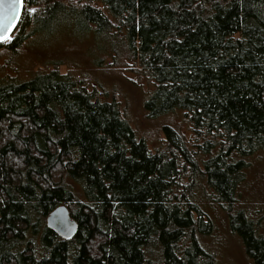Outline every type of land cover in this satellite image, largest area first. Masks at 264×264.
<instances>
[{"label": "trees", "instance_id": "trees-1", "mask_svg": "<svg viewBox=\"0 0 264 264\" xmlns=\"http://www.w3.org/2000/svg\"><path fill=\"white\" fill-rule=\"evenodd\" d=\"M24 1L0 52L34 37L87 42L90 65L111 58L150 82L148 118L180 112L192 135L165 125L152 151L118 101L61 71V55L3 73L0 264H220L204 204L264 264V220L239 205L264 152V0ZM60 207L77 225L68 237L48 224Z\"/></svg>", "mask_w": 264, "mask_h": 264}, {"label": "rangeland", "instance_id": "rangeland-1", "mask_svg": "<svg viewBox=\"0 0 264 264\" xmlns=\"http://www.w3.org/2000/svg\"><path fill=\"white\" fill-rule=\"evenodd\" d=\"M88 50L87 42L84 44L69 36L61 35L58 39L49 38L48 41L30 38L16 56L10 57L9 53L0 52V76L10 73L24 77L27 71L38 70L50 58L61 55L69 62L60 66L61 71H72L74 75L83 78L87 87L96 90L100 98L118 101L124 117L137 135L147 141L152 151L164 146L165 125H173L191 137L189 124L180 112L156 119L147 117L144 102L152 87L131 65L123 62L110 65L113 63L111 58H106L101 67L90 65L86 60L89 57ZM240 193L239 205L245 206L253 217H262L264 220V152L252 160ZM204 205L214 221L212 233L205 238L204 244L216 254L219 263L252 264L240 240L229 232L224 213L209 204Z\"/></svg>", "mask_w": 264, "mask_h": 264}, {"label": "snow or ice", "instance_id": "snow-or-ice-1", "mask_svg": "<svg viewBox=\"0 0 264 264\" xmlns=\"http://www.w3.org/2000/svg\"><path fill=\"white\" fill-rule=\"evenodd\" d=\"M23 8V0H0V42L7 43L13 39L11 35ZM29 12L37 9L29 8Z\"/></svg>", "mask_w": 264, "mask_h": 264}, {"label": "water", "instance_id": "water-1", "mask_svg": "<svg viewBox=\"0 0 264 264\" xmlns=\"http://www.w3.org/2000/svg\"><path fill=\"white\" fill-rule=\"evenodd\" d=\"M24 7H25V1L23 0V8L21 11L20 18H19L16 26L14 27L11 35L15 31V29L17 28V26L21 20ZM47 220H48V224L51 227H53L55 230H57L58 233L63 237L70 236L75 231L76 226H77L75 220L69 216L67 210L63 207H60L57 210H55L54 212H52L48 216Z\"/></svg>", "mask_w": 264, "mask_h": 264}]
</instances>
